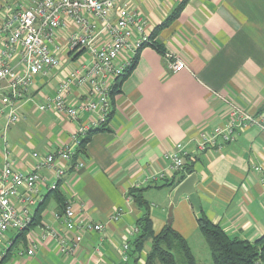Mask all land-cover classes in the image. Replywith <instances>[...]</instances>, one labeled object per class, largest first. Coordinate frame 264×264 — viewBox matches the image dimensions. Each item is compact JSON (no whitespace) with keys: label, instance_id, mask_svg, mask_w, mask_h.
Here are the masks:
<instances>
[{"label":"crops","instance_id":"crops-1","mask_svg":"<svg viewBox=\"0 0 264 264\" xmlns=\"http://www.w3.org/2000/svg\"><path fill=\"white\" fill-rule=\"evenodd\" d=\"M129 1L146 17L147 32L165 53L152 45L139 51L133 70L114 94L109 125L93 133L87 143L84 167L68 170L60 183L52 169L42 170L35 208L48 199L40 221L24 235L14 230L5 234L2 264H146L152 238L146 239L137 262L125 261L122 252L124 242L132 244L137 237V222L145 214L130 196L132 188H146L143 193L156 234L169 220L189 242L200 231L197 213L188 196L174 200L183 181L175 185L180 174L165 157L178 143L197 157L192 174L205 216L233 237L254 242L264 235V131L253 125L223 147L195 151L203 134L209 135L228 119L232 104L264 113V0H188L180 14L157 32L182 0ZM15 2L0 0V23ZM73 29L74 21L68 19L59 30L55 49L59 65L35 76L18 121L8 123L9 108L0 103V171L7 162L20 171L34 169V152L45 155L72 144L80 124L97 118L96 113L85 112L72 119L57 108L40 107L55 97L76 68L89 62L86 49L68 47ZM170 57L187 67L170 70ZM5 62L19 61L14 55ZM91 90L89 83L73 81L65 97L77 102ZM160 174L156 182L164 185L153 186L152 177ZM62 196L103 229L65 228L56 218L63 208ZM116 210L123 215L111 221ZM49 226L77 244L73 255H64L58 239L46 236ZM29 248L35 249L33 255L19 254Z\"/></svg>","mask_w":264,"mask_h":264},{"label":"built area","instance_id":"built-area-1","mask_svg":"<svg viewBox=\"0 0 264 264\" xmlns=\"http://www.w3.org/2000/svg\"><path fill=\"white\" fill-rule=\"evenodd\" d=\"M74 21V29L68 37L70 51L86 49L89 62L83 63L71 73V79L64 83L54 98L40 105L41 109L57 108L70 118L78 119L85 112L96 113L91 122L81 123L73 136L72 144L64 145L45 155L34 152V169L20 171L7 162L0 171V264L3 263L2 240L10 231L28 229L34 218V209L40 197L39 183L42 170L52 169L58 181L70 169L85 165V156L77 154V147L90 131L109 125L110 97L117 80L132 68L139 51L154 40L147 32L146 17L130 6L129 0H16L0 23V103L8 107V123L20 118L21 102L27 96L34 78L59 65L58 32ZM125 52V55L122 53ZM17 56V65L11 61ZM169 69L176 72L187 65L182 60L170 57ZM73 81L89 83L91 94L75 102L65 95L71 90ZM1 113V111H0ZM257 125L264 131V113H252L232 104L228 119L217 125L213 132L204 135L195 151H205L209 146H221L234 141L240 132ZM182 143L165 154L172 160V168L183 167L184 157L192 155ZM78 156V157H77ZM163 174L155 175L156 182ZM57 181V182H58ZM123 213L116 210L110 215L111 221L120 220ZM65 228L80 231H101L103 224L85 218L72 204L56 215ZM46 236L58 239L60 251L73 255L77 244L61 235L57 228L49 226ZM129 242H124L122 252L128 260ZM35 253L34 248L21 250L19 254ZM257 264H264L260 260Z\"/></svg>","mask_w":264,"mask_h":264},{"label":"trees","instance_id":"trees-1","mask_svg":"<svg viewBox=\"0 0 264 264\" xmlns=\"http://www.w3.org/2000/svg\"><path fill=\"white\" fill-rule=\"evenodd\" d=\"M188 0H182V2L176 7L172 15L158 28L156 32L162 27L168 26L182 11L183 7ZM155 34V33H154ZM152 38V37H151ZM152 46L156 47L160 52L165 53V48L154 41ZM136 60V59H135ZM135 63L127 73L119 78L115 84L110 97V109L112 105L113 109V98L114 94L118 91L121 82L129 75L133 70ZM113 114V111L109 113V116ZM106 128L101 127L90 131L89 135L83 139L80 145L77 147V154H83L86 157L87 154V143L91 135L97 131L105 130ZM78 157V156H77ZM196 156L188 155L184 157L183 167L177 170V174H180L175 182V185L180 184L189 175L194 173V161ZM61 181V180H60ZM59 181V183H60ZM58 183V185H59ZM154 182L153 186H162ZM151 186V185H149ZM146 188H132L129 190L130 196L138 204L139 207L144 209L145 214L139 218L137 225L139 232L137 237L129 244L127 250L128 258L134 262L138 261L136 256L144 248L147 238H152L153 245L148 254L146 264H156V261H160L163 264H198L196 257L190 247V244L180 232L174 229L171 222L168 221L166 226L159 232L155 233L152 226V219L150 216V204L144 197V190ZM57 195H62L59 189L54 190ZM46 197L41 203L34 209V218L28 229L17 231L21 235H24L26 231L37 225L40 221V216L46 206ZM61 206L63 207L60 211L63 212L67 206L65 203V197L61 198ZM199 228L204 235L207 244L209 245L211 255L213 258V264H257L260 260L264 263V235L258 240L252 242L239 237H233L219 224H214L202 211V218L198 219ZM128 259V260H129Z\"/></svg>","mask_w":264,"mask_h":264},{"label":"water","instance_id":"water-1","mask_svg":"<svg viewBox=\"0 0 264 264\" xmlns=\"http://www.w3.org/2000/svg\"><path fill=\"white\" fill-rule=\"evenodd\" d=\"M196 175H189L176 189L174 200H178L179 196L183 194L188 196L192 205L195 208L198 219L202 218L201 200L195 188Z\"/></svg>","mask_w":264,"mask_h":264},{"label":"rangeland","instance_id":"rangeland-1","mask_svg":"<svg viewBox=\"0 0 264 264\" xmlns=\"http://www.w3.org/2000/svg\"><path fill=\"white\" fill-rule=\"evenodd\" d=\"M155 202V201H153ZM169 221V220H168ZM198 264H213V258L207 241L201 230L194 236L190 237L189 241ZM150 248V244L146 245V249Z\"/></svg>","mask_w":264,"mask_h":264}]
</instances>
